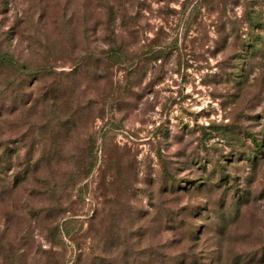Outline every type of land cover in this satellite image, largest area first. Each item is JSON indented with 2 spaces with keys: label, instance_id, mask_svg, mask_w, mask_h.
<instances>
[{
  "label": "rangeland",
  "instance_id": "374dc122",
  "mask_svg": "<svg viewBox=\"0 0 264 264\" xmlns=\"http://www.w3.org/2000/svg\"><path fill=\"white\" fill-rule=\"evenodd\" d=\"M0 264H264V0H0Z\"/></svg>",
  "mask_w": 264,
  "mask_h": 264
},
{
  "label": "trees",
  "instance_id": "16d2710c",
  "mask_svg": "<svg viewBox=\"0 0 264 264\" xmlns=\"http://www.w3.org/2000/svg\"><path fill=\"white\" fill-rule=\"evenodd\" d=\"M100 8H104L102 5H99ZM108 13L111 15L113 10L111 8H107ZM122 22L125 20V16L124 14L121 16ZM124 24V22H123ZM120 29H125L127 31V29L125 28L124 25H120L118 27H115L114 25H109L108 27H106L107 35H108V41L106 42V48H102L100 50H96L93 49L91 51H87L86 55H78L73 58L72 61V65H71V69L69 70V72L67 73V75H73V76H78L82 70L85 68L86 66V62L88 58V55L90 56H94L96 57L97 55L99 56L100 53H102L104 55V58L109 59V60H114L116 62H118L121 66L124 67V71L127 74V80H129L128 76L130 75H134V73H139V71L141 70V64L145 59H150V58H158L157 55L160 53L159 50L156 51H148V48L146 50H144L145 52H143V49H141V52H138L139 54H142L144 56H149L148 58H143L142 62H140V58L141 56L139 55L138 57H136L135 59L132 58L131 59V55L128 54L125 50V44L123 39L121 38V34L118 32L120 31ZM159 52V53H158ZM137 55V54H136ZM97 56V57H98ZM96 57V59H98ZM8 59L6 58V56L1 58V62L7 61ZM13 63V62H12ZM44 66V65H43ZM39 67L40 68H45L44 67ZM133 72V73H132ZM132 73V74H130ZM62 88V86H60ZM61 90H64L61 89ZM72 93V91H69V94ZM45 98V108L47 109L45 112L47 115H50L53 119H55L56 121L60 119V108L57 105V97L55 94H51L50 96H48V93H46L44 95ZM68 102L71 103V99L68 98ZM89 100L86 101H76L74 103V105L72 104V106H70L69 112L66 113L68 114L69 120L68 122H66L65 126L67 127L66 130L68 132H70V130H72V128H76L77 125H85V123L87 122L89 116L92 113V105L89 104ZM96 106V105H95ZM96 108V107H94ZM99 109V108H98ZM101 110V109H99ZM55 116V117H54ZM77 117H79L80 119H78ZM52 119V120H53ZM70 127V128H69ZM67 132V133H68ZM15 175L18 176V172L15 173ZM14 217V215H13ZM13 217L12 220H13ZM14 222V221H13Z\"/></svg>",
  "mask_w": 264,
  "mask_h": 264
}]
</instances>
